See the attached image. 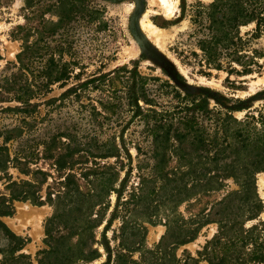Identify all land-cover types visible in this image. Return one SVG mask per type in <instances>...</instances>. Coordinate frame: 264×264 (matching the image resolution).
<instances>
[{
    "label": "rangeland",
    "instance_id": "obj_1",
    "mask_svg": "<svg viewBox=\"0 0 264 264\" xmlns=\"http://www.w3.org/2000/svg\"><path fill=\"white\" fill-rule=\"evenodd\" d=\"M214 1L0 0V147L8 159L0 198L12 209L0 223L25 241L14 255L25 258L5 264H68L56 260L68 247L99 255L74 264H105L124 222L144 227L151 249L168 220L206 214L212 222L175 255L216 264L222 253L207 244L221 206L211 207L222 202L240 215L246 205L233 178L218 191L193 187L196 173L211 172L218 118L250 116L248 128H262L264 33L253 36L254 23L239 27V48L218 47L209 62L202 41L214 34ZM195 106L196 122L182 124ZM255 179L261 208L254 220L243 214L239 231L264 221V173ZM11 182L33 185L41 205L10 201ZM183 185L189 192L171 199ZM88 220L96 227L79 235ZM51 248L55 256L43 260Z\"/></svg>",
    "mask_w": 264,
    "mask_h": 264
},
{
    "label": "trees",
    "instance_id": "obj_2",
    "mask_svg": "<svg viewBox=\"0 0 264 264\" xmlns=\"http://www.w3.org/2000/svg\"><path fill=\"white\" fill-rule=\"evenodd\" d=\"M208 9L210 10L208 15L209 29L214 34L210 42L202 41L203 44H206L202 48L207 53L209 62L215 60L212 56L216 54L218 47L231 50L232 54L239 48L241 39L236 35L239 27L254 23L253 36L257 37L264 33V0H215L208 6ZM196 111H202L200 106L193 107L190 113L188 111L181 117V123L196 122ZM249 119L251 121L255 120L254 117L245 116V119L238 121L228 112L224 114V117L216 120L217 125L221 121L222 137L220 143H218L219 138L216 137L213 145V156L207 159L212 166L210 168L211 172L200 173L199 175L196 173L195 182L197 185H194L193 188H198V190L206 193L220 190L226 179L233 178L241 190L240 193L246 205L244 213L240 215L232 210L229 211L228 206H224L222 202L211 207L210 211L214 206H221L215 213L217 220L214 221L218 224V234L207 244L213 246L212 253H222V255L216 257L218 260L216 264H264V221L244 231H239L236 228L237 225H242L239 220H241L243 214H246V221L254 220L261 208V201L256 194L255 177L258 173H264V117L261 116V120L258 122L262 127L260 130L255 127L250 130L248 128ZM195 138L198 143H203L200 135H196ZM5 150V147H0V171H5L8 162L7 157L3 154ZM201 158L205 159L203 156ZM231 158L233 160L229 162ZM236 163L241 165L239 169L236 167ZM206 164V162H201L199 166L205 167ZM7 188L10 192V201L29 200L34 205H41L36 197V192L33 191V185L11 182ZM175 190L170 198L177 201L181 199L180 196H184L189 192L184 185ZM8 202L0 198V216L11 215L12 209ZM96 206L91 205L88 207L87 217H91V211ZM56 218L57 215L55 214L52 219L55 220ZM210 222H212V219L207 214L194 221L168 220L165 224L166 234L161 238L160 243L151 249L145 245L146 231L144 227L140 225L129 227L128 222H124L117 238L119 243L113 249L105 247L107 260L105 264H199L198 260L190 256L182 261L177 259L175 251L178 247L195 240L201 229ZM149 224L155 225L152 221H149ZM95 227L88 220L79 235L84 236V234L91 233ZM0 237L7 242L5 249L0 248V254L3 255L0 264H5L8 257H12L14 261L25 258L23 255L14 257L17 252L21 251L25 241L14 235L2 223H0ZM89 238L92 239L94 244L95 241H93L91 234ZM166 239L169 242H165ZM78 245H81V242ZM219 245H223L221 250L217 249ZM68 248L69 254L60 259L56 258L57 263L74 264L76 261H92L99 257L96 251L87 253L83 249L73 250L70 247ZM245 249L247 252H245ZM42 254L46 255V252H42ZM48 254L49 256L43 260H49L56 253L51 248ZM135 254L138 255L137 259L133 258ZM39 263L43 264V261L40 260ZM209 264L214 263L209 261Z\"/></svg>",
    "mask_w": 264,
    "mask_h": 264
}]
</instances>
